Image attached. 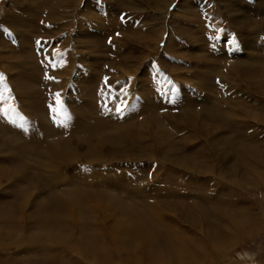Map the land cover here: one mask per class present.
Returning <instances> with one entry per match:
<instances>
[{
    "label": "rangeland",
    "instance_id": "1",
    "mask_svg": "<svg viewBox=\"0 0 264 264\" xmlns=\"http://www.w3.org/2000/svg\"><path fill=\"white\" fill-rule=\"evenodd\" d=\"M0 74V264H149L121 229L181 240L168 205L225 232L202 264H264V0H0Z\"/></svg>",
    "mask_w": 264,
    "mask_h": 264
},
{
    "label": "bare ground",
    "instance_id": "2",
    "mask_svg": "<svg viewBox=\"0 0 264 264\" xmlns=\"http://www.w3.org/2000/svg\"><path fill=\"white\" fill-rule=\"evenodd\" d=\"M76 1V0H75ZM64 4V3H63ZM61 5V4H60ZM64 8V7H63ZM176 9V8H175ZM17 10V9H16ZM18 11V10H17ZM16 13V12H15ZM17 14V13H16ZM16 18V17H15ZM158 22V21H157ZM158 24V23H157ZM56 26V25H55ZM57 27V26H56ZM218 28V27H217ZM161 36L163 35V34H160ZM88 36V35H87ZM87 38V37H86ZM91 38V37H90ZM76 39V38H75ZM143 39V38H142ZM161 39H163V37L161 38ZM236 42L238 43V39L236 38ZM158 41V40H157ZM161 42H162V40H160ZM140 43V42H139ZM246 44L247 45H249V42H245V50H247V49H250V48H246ZM88 45V44H87ZM159 45V44H158ZM250 47V46H249ZM74 50V49H73ZM258 51V50H257ZM227 54V53H226ZM52 55V54H51ZM76 55V54H75ZM80 58V57H79ZM163 58V57H162ZM218 58V57H217ZM74 59H75V57H74ZM219 59V58H218ZM222 59V58H221ZM68 60V59H67ZM162 60V59H161ZM221 61V60H220ZM73 63V62H72ZM160 63V62H159ZM199 63V62H198ZM206 63V62H205ZM214 66V65H213ZM228 66V65H227ZM221 67V66H220ZM131 70V69H130ZM133 71V70H132ZM157 71H158V68H157ZM218 71V70H217ZM222 71H226V68L225 69H222ZM63 72V71H62ZM154 72V71H153ZM156 72V71H155ZM219 72V71H218ZM157 73V76H158V73L159 72H156ZM90 74V73H89ZM133 74V73H132ZM223 74H224V72H223ZM92 75V74H91ZM241 75H243V74H241ZM79 76V75H78ZM90 76V75H89ZM156 76V77H157ZM85 77V76H84ZM264 77V76H263ZM138 78V77H137ZM82 79V78H81ZM141 79V78H140ZM235 79V78H234ZM58 80V79H57ZM61 80V79H60ZM65 80V79H64ZM242 80H244V81H246L245 79H242ZM62 81V80H61ZM264 81V80H263ZM262 81V82H263ZM250 85H251V87L252 88H254V86H252L253 85V83L252 82H248ZM74 84V83H73ZM220 84H223V81L222 80H220ZM60 86V88H61V85H59ZM140 86V85H139ZM138 86V87H139ZM259 86V85H258ZM31 87V86H30ZM263 87H264V85H263ZM155 88V87H154ZM153 88V89H154ZM193 89V88H192ZM256 89V88H255ZM111 93H112V91H111ZM260 93V96H264L263 94H264V91H260L259 92ZM144 94V93H143ZM152 95H156V92H152ZM248 95H249V91H248ZM193 96V95H192ZM165 97V96H164ZM164 97H162V98H164ZM117 98V95L115 96V99ZM208 98V97H207ZM236 98V97H235ZM237 98H239V97H237ZM206 99V98H205ZM141 100V99H140ZM187 100V99H186ZM207 100V99H206ZM226 101V100H225ZM157 103V102H156ZM149 105H151V102L149 101ZM214 105V104H213ZM212 105V106H213ZM211 106V107H212ZM215 106V105H214ZM183 107V106H182ZM215 108V107H214ZM213 108V109H214ZM140 109V108H139ZM205 109H208V111L207 112H212V109H210V107L206 104V106H205ZM221 111V110H220ZM201 112V111H200ZM200 112H199V114H200ZM127 114V113H126ZM154 114V113H153ZM191 115V114H190ZM206 115V114H205ZM150 116H152V113H151V115ZM123 117L126 119V117H125V114H123ZM132 118V117H131ZM193 118V117H192ZM200 118V117H199ZM198 118V119H199ZM207 120H212L211 119V117L210 116H208V115H206V117H205ZM129 120V119H128ZM25 121H27V120H25ZM214 121V120H213ZM124 122H125V120H124ZM185 123V121L183 122V121H181V124H182V127H185L186 129H189L190 131H192V130H196V129H194V126H192V125H190V124H184ZM146 124V123H145ZM30 126V125H29ZM145 126V125H144ZM242 126V125H241ZM131 127V126H130ZM143 128V125H142V127L140 128V130H139V133H138V137H139V140H145L146 139V137H145V135H144V133H143V130H141ZM181 128V127H180ZM196 128V127H195ZM203 128V127H202ZM222 129V128H221ZM168 131V130H167ZM197 131H201L200 129H197ZM193 132V131H192ZM146 135L148 134V133H145ZM157 134V133H156ZM192 135V134H191ZM229 141L231 142V138H229ZM230 145H231V143H229ZM120 146V145H119ZM175 150V149H174ZM116 153H125L126 154V151H124V150H121V151H118V152H116ZM141 154V153H140ZM163 154V153H162ZM95 157V156H94ZM127 157V156H126ZM125 157V158H126ZM69 159H71V157H68L67 156V162L69 163ZM198 163V162H197ZM172 164V163H171ZM172 166H175V164L174 165H172ZM183 166V165H182ZM236 170H234V172H235ZM169 175V174H168ZM120 177V176H119ZM168 177V176H167ZM166 177V178H167ZM38 179H40V178H38ZM116 179H118V178H116ZM170 179V178H169ZM168 179V180H169ZM119 181V180H118ZM164 184H165V182H164ZM142 189V188H141ZM23 190V189H22ZM180 193V192H179ZM179 196H180V194H178ZM187 196V195H186ZM205 196V195H204ZM169 200H175L176 199V197H174V196H172V195H170V196H168L167 197ZM187 198V197H186ZM184 199V198H183ZM69 203V202H68ZM187 206V205H186ZM166 209H165V212L163 211V212H158V211H156L155 209H154V211L151 213V215H152V217H153V219H155L156 221H158V222H162V223H164L165 225H164V227H165V235H168L169 236V234H170V231L169 230H172V227L174 228V229H176V230H179V231H181V233H182V235H183V237H182V239L180 240V238H178V239H172V237L170 238V240H157V239H155L154 238V240H153V244H154V246H156V247H152L151 245H153L152 243H150V242H148V241H146L145 240V242H143V241H141V242H139V241H137V240H139L140 238H138L137 239V237L139 236H142V234L143 233H145L146 232V230H148V229H145L144 227H141V228H139V229H137L138 230V234L137 233H134V231H132L131 230V226L128 228V227H120L121 226V224H120V226H119V222L117 223L118 224V226L120 227V229L122 230V232H123V234L124 235H126V236H128V237H130L131 239H136V241L135 242H131V245H130V249H129V254L131 255V254H134V253H137V252H139L143 247H144V244H145V248H146V251H147V254H148V259H149V264H202L206 259H207V256L209 255V253H210V248L212 249V250H214V251H216L217 252V249H218V247L219 248H221V250L223 249V250H225V243H226V235H225V232L222 230V228L219 226V230H217V237H216V239L214 240V241H211V240H209V238L208 239H202V238H204L203 237V235H202V226H198V225H195V224H193V223H191V222H186V221H188L189 219H187V218H184V216H183V214L182 213H180L179 212V210H176L175 211V213L174 214H172V212H173V208H171V206L170 205H168V206H166L165 207ZM161 210V209H160ZM159 210V211H160ZM189 210V209H188ZM203 211V210H202ZM96 212V211H95ZM121 214V213H120ZM136 214H139V213H136ZM124 215V214H123ZM126 215H128V214H126ZM125 215V216H126ZM98 216V215H97ZM133 216V215H132ZM139 216H141V215H139ZM139 216H138V218H139ZM151 217V218H152ZM135 218H136V216H135ZM138 218H136V219H138ZM109 219V218H108ZM121 219H124V218H122V216H121ZM182 219V220H181ZM110 220V219H109ZM180 220H181V222H180ZM115 221V222H116ZM131 221V220H130ZM135 221V220H134ZM138 222L140 221V223H141V221H142V218L140 217V220H137ZM178 221H179V223H178ZM193 221V220H192ZM121 222H123V221H121ZM132 222V221H131ZM152 222V221H151ZM242 222V221H241ZM124 223H126L125 221H124ZM135 223V222H134ZM133 223V225H135ZM183 223H186L187 225H183ZM76 224V223H75ZM127 224V223H126ZM129 224V223H128ZM127 224V225H128ZM139 224V223H138ZM144 224V222L142 223V225ZM158 224H160V223H158ZM244 224V223H243ZM78 225V224H77ZM123 225V224H122ZM130 225V224H129ZM145 225V224H144ZM143 225V226H144ZM247 225H248V223H247ZM117 226V225H116ZM191 226H193L194 227V230L192 231V230H190V228H191ZM245 226H246V224H245ZM74 227V226H73ZM119 227H118V229H119ZM161 227H162V225H161ZM147 228V227H146ZM54 229H57V228H54L53 227V230ZM119 229V230H120ZM59 230V229H58ZM57 230V231H58ZM120 230V231H121ZM24 231V230H23ZM43 231H44V229H43ZM63 231V230H62ZM67 231V230H66ZM47 232V231H46ZM68 232V231H67ZM100 232H101V236H102V230L100 229ZM149 232H150V230H149ZM58 232H56V231H54L53 233H51L50 234V236H48V239H45L46 241H48L49 243H51V244H54V242H56L57 243V241L56 240H58V239H61V240H65L64 238H63V233H58ZM161 233H162V231H161ZM57 234V235H56ZM155 234V233H154ZM206 234V233H205ZM163 235V234H162ZM155 236H156V234H155ZM50 237V238H49ZM78 237H80V236H78ZM54 238H56V239H54ZM104 238V237H103ZM226 238V239H225ZM241 236H239L237 239L238 240H241ZM105 239V238H104ZM200 239L201 240H204V243H201V241H200ZM60 240V241H61ZM105 240H109V239H105ZM150 240V239H149ZM67 241V240H66ZM181 243H180V242ZM70 242V241H69ZM78 243H81L80 241H77ZM110 245H111V243H110ZM114 246V245H113ZM112 248V247H111ZM114 249V248H113ZM112 249V250H113ZM160 250V252L158 253L159 254V258L157 257V256H155V253H157L158 251ZM116 251V250H115ZM220 251V250H219ZM224 252V251H223ZM124 253L126 254V255H129L126 251H125V249H124ZM225 253V252H224ZM155 256V257H154ZM216 256L218 257V258H220V259H218V260H221L222 259V255H220V254H216L215 255V258H216ZM154 257V258H153ZM83 258H84V256H83ZM85 259V258H84ZM90 260V259H89ZM208 260V259H207ZM217 260V261H218ZM91 261V260H90ZM222 261V260H221ZM211 263V262H210ZM133 264H140V263H138V262H134Z\"/></svg>",
    "mask_w": 264,
    "mask_h": 264
},
{
    "label": "snow or ice",
    "instance_id": "3",
    "mask_svg": "<svg viewBox=\"0 0 264 264\" xmlns=\"http://www.w3.org/2000/svg\"><path fill=\"white\" fill-rule=\"evenodd\" d=\"M226 31V30H225ZM213 39H219L218 37H213ZM36 43H40V41H37ZM226 45H231L232 41L228 40L225 42ZM53 68H55V65H52ZM45 80H49V81H55L54 77L49 76L47 73L45 74ZM9 92V86L5 83V79H4V75L0 74V103L6 102V96L5 93ZM173 94L175 93V89H172ZM127 95V93H125V96ZM61 97V93L60 92H55L54 93V100L56 102V106H57V115L61 116V126L64 128H67L69 126V122L71 120V115L70 113H68L65 110V107L63 105L62 100L60 99ZM119 97H117L118 99ZM171 102V101H170ZM121 105H124L125 107L127 106V101L126 100H122L121 101ZM121 105H117L114 109V111L116 112L117 115H123V112L125 111V108H122ZM52 105H49L50 110L52 109ZM105 107H107V105H105ZM11 111L10 108H3L0 107V113H2L3 115L7 116L8 113ZM109 111H113V109H109ZM21 128H23V125H21Z\"/></svg>",
    "mask_w": 264,
    "mask_h": 264
}]
</instances>
